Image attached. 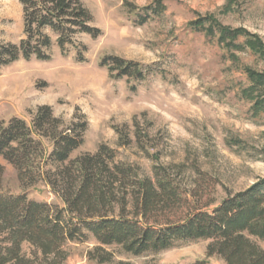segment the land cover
<instances>
[{
	"label": "rangeland",
	"instance_id": "rangeland-1",
	"mask_svg": "<svg viewBox=\"0 0 264 264\" xmlns=\"http://www.w3.org/2000/svg\"><path fill=\"white\" fill-rule=\"evenodd\" d=\"M82 1L100 33H76L63 54L48 31L47 59L31 56L0 65V120L19 117L29 122L41 105L50 106L64 125L83 115L87 127L71 157L93 153L104 143L116 150L117 160L138 166L143 174L150 175L156 164L180 169L176 175L183 184L199 181L208 186L201 203H215L264 177V122L251 118L250 104L237 95L244 77L214 41L189 26L198 15L211 14L224 25L256 33L264 42V0ZM156 1L165 10L153 15L146 8ZM22 15L19 0H0V44H18L24 37ZM237 55L264 71V59ZM108 56L136 62L143 77L118 76L119 69L110 62L101 65ZM116 126L124 128L129 144H117ZM233 139L241 146L232 144ZM0 164L3 193L25 192L31 200L62 205L43 182L24 189L14 167L1 156ZM207 243L183 241L142 255L112 245L105 247L113 253L112 260L98 263L88 258L96 245L89 238L67 243L62 264H189L205 256ZM22 250L29 255L31 247L23 243ZM211 262L219 263L215 258Z\"/></svg>",
	"mask_w": 264,
	"mask_h": 264
},
{
	"label": "trees",
	"instance_id": "trees-1",
	"mask_svg": "<svg viewBox=\"0 0 264 264\" xmlns=\"http://www.w3.org/2000/svg\"><path fill=\"white\" fill-rule=\"evenodd\" d=\"M19 1L24 37L18 44H0V65L31 56L47 59L48 31L63 54L76 33L92 37L100 33L82 0ZM146 10L160 14L165 5L156 1ZM189 26L214 41L243 75L237 95L250 104V117L264 122V71L241 62L237 55L264 59L262 39L243 27L224 25L211 14L198 15ZM77 60H83L80 51ZM109 62L119 69L118 76L143 77L142 66L134 61L108 56L101 65ZM74 118L64 125L50 106L41 105L29 122L19 117L0 120V156L14 167L22 188L43 182L62 204L31 200L25 192L5 194L0 188V264H62L67 243L89 238L96 245L88 258L98 263L112 260L107 246L142 255L203 239L208 240L205 256L189 264H264V177L215 203H201L208 186L199 181L183 184L176 175L180 169L156 164L150 175L143 174L138 166L117 160L116 150L104 143L93 153L71 157L87 127L83 115ZM115 130L119 146L131 142L123 127ZM232 144L241 146L238 139ZM2 174L0 164V184ZM23 243L31 247L29 255L22 250Z\"/></svg>",
	"mask_w": 264,
	"mask_h": 264
}]
</instances>
